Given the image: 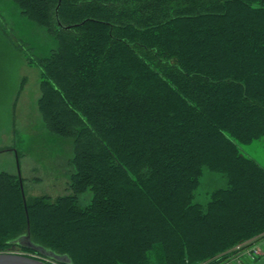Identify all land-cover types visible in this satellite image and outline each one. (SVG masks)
Here are the masks:
<instances>
[{
    "label": "trees",
    "instance_id": "obj_1",
    "mask_svg": "<svg viewBox=\"0 0 264 264\" xmlns=\"http://www.w3.org/2000/svg\"><path fill=\"white\" fill-rule=\"evenodd\" d=\"M12 1L58 41L28 60L74 153L68 194L26 197L33 243L71 264H217L263 242L264 167L241 146L264 138V0ZM206 170L226 183L200 203ZM27 234L1 171L0 252Z\"/></svg>",
    "mask_w": 264,
    "mask_h": 264
},
{
    "label": "rangeland",
    "instance_id": "obj_2",
    "mask_svg": "<svg viewBox=\"0 0 264 264\" xmlns=\"http://www.w3.org/2000/svg\"><path fill=\"white\" fill-rule=\"evenodd\" d=\"M57 46V39L24 17L12 0H0V172L20 174L28 199L49 196L54 200L68 194L74 171L69 165L74 154L70 142L49 135L43 124L38 111L42 78L28 60L47 58ZM241 148L264 167V138ZM203 177L200 203L226 183L224 176L207 170ZM91 197L87 191L79 203L87 205ZM16 252L33 256L19 248Z\"/></svg>",
    "mask_w": 264,
    "mask_h": 264
},
{
    "label": "water",
    "instance_id": "obj_3",
    "mask_svg": "<svg viewBox=\"0 0 264 264\" xmlns=\"http://www.w3.org/2000/svg\"><path fill=\"white\" fill-rule=\"evenodd\" d=\"M61 1L62 0H60V3ZM19 180L21 183V193L23 197L24 208L26 211L28 234L19 237L18 241H15L11 247L6 249L4 252L3 251L0 252V264H63V263L71 264V261L67 256L56 254L50 250L44 249L39 245H36L31 241L29 216H28V211L26 209L27 201H26L24 187L21 181L20 174H19ZM18 246H24L28 249L31 250L33 249L34 251L41 253L44 259L42 260L34 256L31 257L23 253H17L16 250L19 248Z\"/></svg>",
    "mask_w": 264,
    "mask_h": 264
},
{
    "label": "built area",
    "instance_id": "obj_4",
    "mask_svg": "<svg viewBox=\"0 0 264 264\" xmlns=\"http://www.w3.org/2000/svg\"><path fill=\"white\" fill-rule=\"evenodd\" d=\"M262 253H263V249L261 246H259L258 243L254 242V241H248V242H245L244 244L237 245L236 248L231 253V256L242 254V255L247 256V258L250 261L255 262L256 260H258L260 258ZM231 256L228 259H230ZM227 260L222 261V262L217 263V264H229L228 263L229 261H227ZM203 264H210V263H203Z\"/></svg>",
    "mask_w": 264,
    "mask_h": 264
},
{
    "label": "crops",
    "instance_id": "obj_5",
    "mask_svg": "<svg viewBox=\"0 0 264 264\" xmlns=\"http://www.w3.org/2000/svg\"><path fill=\"white\" fill-rule=\"evenodd\" d=\"M259 246L262 247L263 249V253L260 256V258L258 260L254 261H250L247 256L242 255V254H238V255H232L230 259H228L227 261H229V264H264V240L259 241Z\"/></svg>",
    "mask_w": 264,
    "mask_h": 264
}]
</instances>
